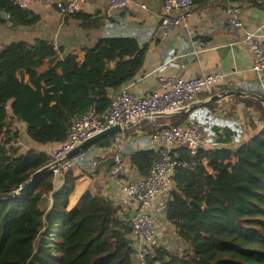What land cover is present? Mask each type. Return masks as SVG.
Here are the masks:
<instances>
[{
    "label": "trees",
    "instance_id": "16d2710c",
    "mask_svg": "<svg viewBox=\"0 0 264 264\" xmlns=\"http://www.w3.org/2000/svg\"><path fill=\"white\" fill-rule=\"evenodd\" d=\"M200 3L204 0H192ZM38 15L15 0H0V22L33 25ZM147 42L126 32L109 33L83 55L59 58L49 40L11 41L0 50V194L16 190L31 174L51 162L44 150H21L19 130L9 112L25 122L35 142L61 143L71 120L89 107L102 113L111 92L140 69ZM44 56L48 66L36 67ZM28 74V79L23 78ZM264 97V94H260ZM256 99H254L255 101ZM262 123L236 146L201 147L190 154L175 150L190 166L177 165L165 199V217L185 242L180 250L154 245L145 264H264V106L256 100ZM188 113L169 116L183 123ZM162 119V118H161ZM164 120V119H163ZM163 121L148 126L157 131ZM114 136L97 144L109 145ZM159 148L133 149L130 163L143 175ZM51 169L28 189L0 199V264H135L128 218H120L110 199L87 191L79 206L68 208L73 175L66 169L54 186ZM50 194L47 208L41 200Z\"/></svg>",
    "mask_w": 264,
    "mask_h": 264
},
{
    "label": "crops",
    "instance_id": "0c3cea01",
    "mask_svg": "<svg viewBox=\"0 0 264 264\" xmlns=\"http://www.w3.org/2000/svg\"><path fill=\"white\" fill-rule=\"evenodd\" d=\"M56 1L28 2L25 7L38 15L33 25H18L8 20L0 22V50L11 41L33 43L36 39H44L54 44L59 58L68 53L81 57L85 47L93 46L108 31L126 32L146 41L147 48L136 75L114 91H119L125 85L136 94H145L160 87L158 78L161 75L192 77L203 76L207 72H226V78L216 82L210 90L200 92L187 104L195 103L184 111L188 116L183 123L194 117L203 122L207 134L204 148L223 145L234 147L245 141L262 123L256 100L263 106L264 104L251 94H264V74H260L263 77L261 79L252 70L254 57L248 44L242 39L246 32L253 30L264 36V0L241 3V27H234L226 22L222 0L193 3L188 8V15L169 34L160 31L163 0H128L123 7H111L109 0H82L80 8L71 14L61 13L56 7ZM171 14L181 16L183 11L174 9ZM48 64L49 57L44 56L36 69L42 71ZM23 78L27 80L28 74L25 73ZM227 89L246 93H232L216 100L198 103L211 94ZM163 119L165 120L164 116L142 118L125 129L109 134L114 136L109 145H98V138L69 157L66 160L67 169L69 168L74 179L68 195V208L79 206L84 194L91 191L97 207L100 208L101 197L108 198L117 207L120 218H129L135 205L132 201L120 198V184L142 176L130 163L131 151L148 147L158 150L162 146L161 140L149 136L146 131H149L147 127L150 125L157 127L160 121L164 122ZM8 121L19 130L17 145L23 151L44 150L50 155L60 144L32 141L25 133V122L11 116V112ZM116 147H120L119 153L125 166L118 174L112 172V153ZM60 185L59 178L58 186ZM165 201L156 199L150 210L156 224V236L161 245L181 249L185 242L177 236L175 227L165 217ZM50 203V195L41 200L44 208Z\"/></svg>",
    "mask_w": 264,
    "mask_h": 264
},
{
    "label": "built area",
    "instance_id": "2783aa9c",
    "mask_svg": "<svg viewBox=\"0 0 264 264\" xmlns=\"http://www.w3.org/2000/svg\"><path fill=\"white\" fill-rule=\"evenodd\" d=\"M30 0H15L21 6H27ZM82 0H57L56 7L63 14H71L80 8ZM226 22L234 27L243 25L241 18V3L249 0H222ZM111 7L126 6L128 0H109ZM192 0H163V13L160 17V31L163 34L172 32L182 19L187 16ZM183 11L181 16H174L171 11ZM242 41L246 42L253 54L252 70L257 74H264V36L258 31H248ZM226 78V72H207L203 76L169 77L159 76L160 87L145 94H136L122 85L119 91L110 95L108 106L102 113H97L89 107L83 114L74 117L67 129L64 140L51 152V161L58 160L68 150L85 138L115 123L127 120L137 122L142 118L165 117L161 128L155 132L146 131L149 136L158 138L162 142L158 156L154 159L148 171L137 180L122 181L120 184V198L132 201L134 211L128 218L132 239L135 264H145L146 255L153 253L154 245H160L156 236L155 220L150 212L154 201L167 198L173 186L171 176L177 165L190 166L187 159L181 157L175 150L178 145H184L190 154L207 144V134L203 122L198 118H189L185 123L175 124L170 115H165L188 104L200 92L210 90L221 79ZM261 79L263 77L260 76ZM17 145V141L14 142ZM120 147L114 148L112 153V172L121 173L125 166L122 162ZM51 181L58 185L59 178L67 169V163L61 162L50 168ZM47 195H50L49 193Z\"/></svg>",
    "mask_w": 264,
    "mask_h": 264
},
{
    "label": "water",
    "instance_id": "95a60500",
    "mask_svg": "<svg viewBox=\"0 0 264 264\" xmlns=\"http://www.w3.org/2000/svg\"><path fill=\"white\" fill-rule=\"evenodd\" d=\"M243 94L246 92H243L242 90H233V89H227V90H221L217 93L211 94L208 97H205L203 100L199 101L198 103H205V102H209L212 100H216L218 98L224 97L225 95H229V94ZM251 94V93H250ZM255 97H257L258 99H260L263 104H264V97L260 94H251ZM197 103V104H198ZM195 103L190 104V105H184L183 107H180L174 111H171L169 113H165V115H173L179 112H184L187 111L188 109H190L192 106H194ZM132 124H134L133 120H127L124 121L122 123H115L113 125L107 126L106 128L96 132L95 134L85 138L84 140H82L81 142H79L78 144H76L74 147H72L70 150H68L63 156H61L58 160L55 161H51L50 163L42 166L41 168H38L37 170H35L31 176L24 181L16 190H13L9 193H2L0 194V199H7V198H11V197H15L18 194L24 192L25 190L28 189L29 185L31 184V182L34 180L35 177H37L38 175H40L41 173L49 170L51 167L61 163V162H65L69 157L73 156L74 154L78 153L80 150H82L86 145L90 144L91 142L95 141L96 139L104 136V135H109L111 133H114L116 131L122 130L127 128L128 126H131Z\"/></svg>",
    "mask_w": 264,
    "mask_h": 264
},
{
    "label": "rangeland",
    "instance_id": "374dc122",
    "mask_svg": "<svg viewBox=\"0 0 264 264\" xmlns=\"http://www.w3.org/2000/svg\"><path fill=\"white\" fill-rule=\"evenodd\" d=\"M178 250V249H177ZM178 251H182V249L178 250Z\"/></svg>",
    "mask_w": 264,
    "mask_h": 264
}]
</instances>
